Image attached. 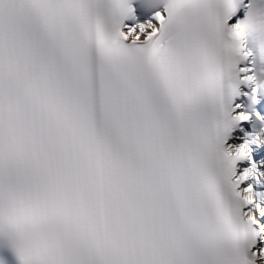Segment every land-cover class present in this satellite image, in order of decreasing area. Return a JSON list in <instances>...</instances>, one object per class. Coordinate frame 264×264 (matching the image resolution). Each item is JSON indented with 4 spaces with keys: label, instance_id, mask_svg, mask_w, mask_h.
Segmentation results:
<instances>
[{
    "label": "snow or ice",
    "instance_id": "snow-or-ice-1",
    "mask_svg": "<svg viewBox=\"0 0 264 264\" xmlns=\"http://www.w3.org/2000/svg\"><path fill=\"white\" fill-rule=\"evenodd\" d=\"M0 264H264V0H0Z\"/></svg>",
    "mask_w": 264,
    "mask_h": 264
},
{
    "label": "clouds",
    "instance_id": "clouds-1",
    "mask_svg": "<svg viewBox=\"0 0 264 264\" xmlns=\"http://www.w3.org/2000/svg\"><path fill=\"white\" fill-rule=\"evenodd\" d=\"M232 36H233L234 46L237 49H239L242 44V40H241L242 30L241 29L234 30ZM243 155H244V150L242 149L240 152L233 154L232 159H239ZM241 198L246 199L247 197H241Z\"/></svg>",
    "mask_w": 264,
    "mask_h": 264
}]
</instances>
